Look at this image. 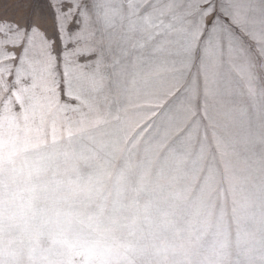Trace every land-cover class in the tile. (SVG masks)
I'll list each match as a JSON object with an SVG mask.
<instances>
[{"label":"rangeland","instance_id":"obj_1","mask_svg":"<svg viewBox=\"0 0 264 264\" xmlns=\"http://www.w3.org/2000/svg\"><path fill=\"white\" fill-rule=\"evenodd\" d=\"M250 87L216 128L210 177L181 142L132 137L147 97L101 93L55 123L0 112L5 264H264V88Z\"/></svg>","mask_w":264,"mask_h":264},{"label":"snow or ice","instance_id":"obj_2","mask_svg":"<svg viewBox=\"0 0 264 264\" xmlns=\"http://www.w3.org/2000/svg\"><path fill=\"white\" fill-rule=\"evenodd\" d=\"M0 0V112L55 123L98 94L138 101L133 138L220 148L244 80L264 88V0ZM212 125L211 137L209 125ZM215 142V149H213Z\"/></svg>","mask_w":264,"mask_h":264},{"label":"crops","instance_id":"obj_3","mask_svg":"<svg viewBox=\"0 0 264 264\" xmlns=\"http://www.w3.org/2000/svg\"><path fill=\"white\" fill-rule=\"evenodd\" d=\"M12 180V184H9L8 187L3 184L5 182L4 176L0 175V263L5 264V242H4V236L2 231H4L5 227V221L8 219V217L5 215L6 213H9V211H5V207L3 204V198L1 197V194L5 191V188H12V191H15V185L14 181ZM19 193V189H16ZM5 213V214H4ZM14 213V212H13ZM11 214V213H9ZM9 259L8 261H10Z\"/></svg>","mask_w":264,"mask_h":264}]
</instances>
